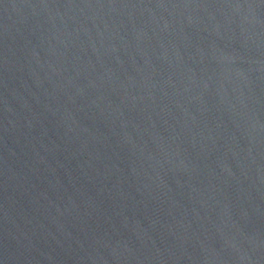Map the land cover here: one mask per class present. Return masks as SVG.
Wrapping results in <instances>:
<instances>
[{"label":"water","instance_id":"95a60500","mask_svg":"<svg viewBox=\"0 0 264 264\" xmlns=\"http://www.w3.org/2000/svg\"><path fill=\"white\" fill-rule=\"evenodd\" d=\"M0 264H264V0H0Z\"/></svg>","mask_w":264,"mask_h":264}]
</instances>
